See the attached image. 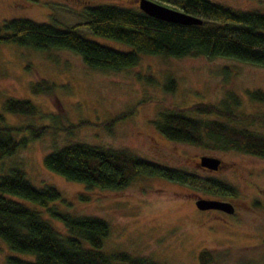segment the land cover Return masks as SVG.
Instances as JSON below:
<instances>
[{
  "label": "rangeland",
  "instance_id": "374dc122",
  "mask_svg": "<svg viewBox=\"0 0 264 264\" xmlns=\"http://www.w3.org/2000/svg\"><path fill=\"white\" fill-rule=\"evenodd\" d=\"M137 1L0 0V25L15 17L59 28L78 24L76 30L85 38L126 51L128 45L91 33L84 26L82 8L99 4L137 8ZM210 1L264 11V0ZM166 77L175 83L172 92L161 88L160 79ZM41 80L53 84L51 92L31 93V84ZM255 90L264 94V67L226 57L141 55L133 67L99 70L85 65L80 55L68 49L35 50L0 43V108L7 97L28 98L37 108L33 116L3 114L6 125L21 127L11 135L24 145L10 158L0 159V175L20 165L32 185L50 184L59 192L63 201L55 205L64 212L105 220L109 227L104 241L107 250L147 255L159 264H200V249L227 250L228 259L221 264L238 259L264 264V158L169 141L151 123L158 111L190 113L189 107L199 101H224L235 112L264 117V100L249 95ZM235 99L236 105H232ZM127 111L130 113L124 118L106 124ZM247 124L256 131L262 129L257 121ZM29 125L46 129L32 136ZM72 142L127 149L142 159L187 170L199 179L186 185L159 176H137L120 189L86 188L47 170L42 163L46 153ZM197 155L218 158L220 171L202 170ZM203 178L228 184L234 195L220 197L203 190ZM198 198L227 201L233 213L199 209L194 205ZM52 223L64 231L59 222ZM8 255L33 258L11 251L0 239V264Z\"/></svg>",
  "mask_w": 264,
  "mask_h": 264
},
{
  "label": "trees",
  "instance_id": "16d2710c",
  "mask_svg": "<svg viewBox=\"0 0 264 264\" xmlns=\"http://www.w3.org/2000/svg\"><path fill=\"white\" fill-rule=\"evenodd\" d=\"M160 1L175 5L178 10L200 18L201 22L173 23L151 17L138 7L99 4L82 8L86 18L84 26L96 36L128 45V50L114 49L85 38L77 32L78 24L59 28L23 17L2 22L0 43H14L35 50L68 49L80 55L85 65L99 70L133 67L141 55L226 57L264 67V11L235 9L210 0ZM160 82L165 92L174 90L173 79L161 78ZM52 87V83L41 80L31 84L30 92L49 93ZM249 95L257 101L264 100L260 91ZM236 102L233 100L232 105ZM130 111L115 116L106 124L124 118ZM5 112L33 116L37 108L28 98L7 97L4 100L0 108L1 160L10 158L24 145L11 135L21 127L6 125ZM189 112L164 109L157 112L151 123L169 141L264 158L262 115L235 112L224 101L220 104L199 101L189 107ZM210 116L214 118H208ZM256 121L262 123L261 130L246 126ZM27 127L33 130L32 136H39L46 129L43 125ZM42 163L47 170L86 188L120 189L137 176H159L186 185L199 179L187 170L142 159L127 149L103 148L84 142L66 143L46 153ZM18 166L0 175V239L11 251L33 258L26 260L8 255L3 264H159L147 255L105 249L104 241L109 232L105 220L64 212L55 205L63 201L59 192L50 184L35 187ZM201 187L220 197L235 193L228 184L214 178H203ZM53 221L59 222L64 231H58ZM224 251L227 250L200 249L197 261L221 264L228 259ZM232 264L251 263L238 259Z\"/></svg>",
  "mask_w": 264,
  "mask_h": 264
},
{
  "label": "water",
  "instance_id": "95a60500",
  "mask_svg": "<svg viewBox=\"0 0 264 264\" xmlns=\"http://www.w3.org/2000/svg\"><path fill=\"white\" fill-rule=\"evenodd\" d=\"M137 7L145 14L163 21L179 24H199L201 22L200 18L194 15L153 0H138ZM198 164L206 169L216 170L220 165V161L216 157L200 156ZM194 204L199 209H219L226 213H231L233 210L232 205L229 202L216 199L198 198L195 200Z\"/></svg>",
  "mask_w": 264,
  "mask_h": 264
},
{
  "label": "flooded vegetation",
  "instance_id": "af4514ba",
  "mask_svg": "<svg viewBox=\"0 0 264 264\" xmlns=\"http://www.w3.org/2000/svg\"><path fill=\"white\" fill-rule=\"evenodd\" d=\"M200 157V155H197V160H198V158ZM199 161V160H198ZM202 170H207V171H212V172H218V171H220V169H221V167H220V165H219V167L216 169V170H209V169H206V168H204V167H201V166H199ZM217 211H219V210H217ZM219 212H221V211H219ZM222 213H224V212H222ZM233 213V210H232V212L231 213H227V214H232Z\"/></svg>",
  "mask_w": 264,
  "mask_h": 264
}]
</instances>
